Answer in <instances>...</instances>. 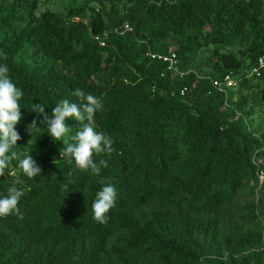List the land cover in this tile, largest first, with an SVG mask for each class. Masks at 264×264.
<instances>
[{"label": "trees", "instance_id": "obj_1", "mask_svg": "<svg viewBox=\"0 0 264 264\" xmlns=\"http://www.w3.org/2000/svg\"><path fill=\"white\" fill-rule=\"evenodd\" d=\"M39 1L0 0V64L23 92L14 150L42 168L28 178L13 160L0 177V197L24 191V218H0V264H264V67L250 74L264 62V0H103L36 15ZM86 8L87 22L69 19ZM208 46L203 74L195 52ZM168 51L176 71L148 55ZM227 73L224 94L212 80ZM77 88L101 99L94 125L114 142L94 156L108 163L99 176L62 160L33 112L77 102ZM108 183L118 197L100 224L92 203Z\"/></svg>", "mask_w": 264, "mask_h": 264}, {"label": "clouds", "instance_id": "obj_2", "mask_svg": "<svg viewBox=\"0 0 264 264\" xmlns=\"http://www.w3.org/2000/svg\"><path fill=\"white\" fill-rule=\"evenodd\" d=\"M6 59L7 56L0 52V60ZM71 95L77 99V102L62 100L50 114L45 112L42 104H34L33 112L42 117L40 124L46 125L47 134L51 139L63 142L64 147L59 153L62 160H67L69 163L74 161L78 169L90 170L93 175L99 176L102 168L108 167V163L106 159L96 161L94 156H110L114 151L112 138L103 132H98L94 125L95 114L103 109V103L101 99L86 94L79 88ZM22 96V90L9 77L7 65L0 64V177L5 175V169L13 160L18 161V170L28 178L41 176L42 168L31 155L20 158L14 150L18 141L22 139L16 130L22 119V108L19 103ZM69 119L79 123L75 134H70L72 129L66 123ZM30 127H37V121L33 120ZM67 188L68 185L65 184L64 190ZM23 195L22 189L10 187L7 195L0 197V218L16 215L22 220L24 217L18 204ZM117 197L116 187L110 183L104 184L96 193L92 203L94 221L100 224L108 222L107 214L115 207Z\"/></svg>", "mask_w": 264, "mask_h": 264}, {"label": "rangeland", "instance_id": "obj_3", "mask_svg": "<svg viewBox=\"0 0 264 264\" xmlns=\"http://www.w3.org/2000/svg\"><path fill=\"white\" fill-rule=\"evenodd\" d=\"M100 2H103L104 7L108 8L109 4L103 0H40L39 1V5L38 8L36 10V15H39L41 12L45 11L46 9L52 10V11H56L58 13L61 14H67L68 9L70 6H84V5H91L94 6L95 8L98 7V5L100 4ZM90 16V11L86 8L85 10H83V12H81L80 14H77L76 16H71L69 19L70 20H81L84 22L88 21V18ZM175 46H170L168 50H173ZM213 47L212 46H208V47H204L201 48L199 50H197L195 52V60L200 59L201 60V64H199L198 69L199 72L201 73H207L212 71V69L210 68V64H204V62L210 58V54L212 51ZM222 52L224 51H232L235 52L238 56L242 55L241 51L236 50V48H228V49H221ZM237 98V96H236ZM264 124V121L261 122ZM260 180H264V174L260 175ZM250 199L249 198H245L243 199V202H249ZM209 256V257H216L218 259H223L225 260V256L219 254L216 251H211V250H207L206 249V253L204 255Z\"/></svg>", "mask_w": 264, "mask_h": 264}, {"label": "built area", "instance_id": "obj_4", "mask_svg": "<svg viewBox=\"0 0 264 264\" xmlns=\"http://www.w3.org/2000/svg\"><path fill=\"white\" fill-rule=\"evenodd\" d=\"M125 28L130 29L127 25H125ZM101 45H103L102 42ZM148 55L151 58H157L159 60H162L163 62H166L167 67L169 69H172L174 71L177 70V66H176L177 58L173 51H168L167 53L148 52ZM259 67H264L263 57H260L258 59V66H254L251 69L250 74H255L256 76H259L260 75ZM212 84L218 91L227 94V89L235 85V80L233 79L231 73H227L221 79L212 80Z\"/></svg>", "mask_w": 264, "mask_h": 264}]
</instances>
